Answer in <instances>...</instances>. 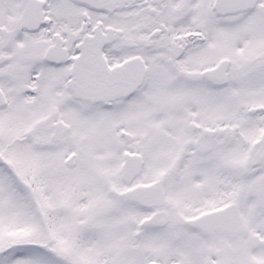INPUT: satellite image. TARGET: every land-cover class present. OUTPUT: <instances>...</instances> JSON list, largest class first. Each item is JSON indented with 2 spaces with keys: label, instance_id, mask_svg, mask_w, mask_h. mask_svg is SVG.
Returning a JSON list of instances; mask_svg holds the SVG:
<instances>
[{
  "label": "snow or ice",
  "instance_id": "1",
  "mask_svg": "<svg viewBox=\"0 0 264 264\" xmlns=\"http://www.w3.org/2000/svg\"><path fill=\"white\" fill-rule=\"evenodd\" d=\"M0 264H264V0H0Z\"/></svg>",
  "mask_w": 264,
  "mask_h": 264
}]
</instances>
